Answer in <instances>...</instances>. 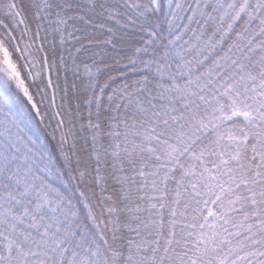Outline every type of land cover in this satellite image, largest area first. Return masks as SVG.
<instances>
[{"label": "snow or ice", "instance_id": "snow-or-ice-1", "mask_svg": "<svg viewBox=\"0 0 264 264\" xmlns=\"http://www.w3.org/2000/svg\"><path fill=\"white\" fill-rule=\"evenodd\" d=\"M0 264H264V0H0Z\"/></svg>", "mask_w": 264, "mask_h": 264}]
</instances>
